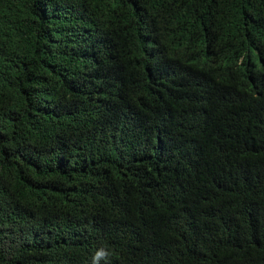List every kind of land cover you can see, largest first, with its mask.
<instances>
[{
    "label": "trees",
    "instance_id": "16d2710c",
    "mask_svg": "<svg viewBox=\"0 0 264 264\" xmlns=\"http://www.w3.org/2000/svg\"><path fill=\"white\" fill-rule=\"evenodd\" d=\"M100 247L264 264V0H0V264Z\"/></svg>",
    "mask_w": 264,
    "mask_h": 264
},
{
    "label": "clouds",
    "instance_id": "9594fccd",
    "mask_svg": "<svg viewBox=\"0 0 264 264\" xmlns=\"http://www.w3.org/2000/svg\"><path fill=\"white\" fill-rule=\"evenodd\" d=\"M112 255L113 253L109 248H97L92 256L91 264H101L102 261L104 262V264H110Z\"/></svg>",
    "mask_w": 264,
    "mask_h": 264
}]
</instances>
